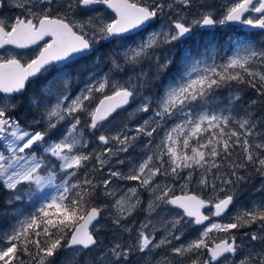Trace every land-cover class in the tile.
Instances as JSON below:
<instances>
[{
  "label": "snow or ice",
  "instance_id": "obj_1",
  "mask_svg": "<svg viewBox=\"0 0 264 264\" xmlns=\"http://www.w3.org/2000/svg\"><path fill=\"white\" fill-rule=\"evenodd\" d=\"M9 3L21 12L12 18L0 17V49L38 51L26 62H22V53L0 55V188L10 193L7 204L27 201L34 210L0 211L5 217L15 216L8 227L0 229V264H25L22 255L36 264H54L50 258L61 250L78 255L81 250L101 247L89 229L94 221L99 223L108 207L97 203L98 194L113 201V223L131 234L133 228L122 222L141 204L140 194L137 187L123 191L117 181L138 182L150 193L148 216L129 242L116 240L102 251L99 264H126L137 251L151 253L171 246L181 240L188 225L203 226V230L187 244L169 248L181 264H264V201L237 213L228 223L212 222V217L223 216L233 204L235 194L230 186L245 179L240 170L251 167L264 176V131L257 128L264 121L250 113L233 115L231 106L240 100L235 93L227 99L228 114L224 109L209 111L210 104L220 102L216 91L233 84H247L264 96V71L256 70L257 66L264 68V44L257 47L246 38L222 63L196 59L184 47L197 28L239 23L264 30V0H230L218 14L208 9L191 19L186 13L195 0ZM4 6L5 0H0V8ZM102 44L117 46L106 58L109 70L90 71L84 86L72 92V66L90 57L94 65L100 64ZM177 45L181 46L179 59ZM161 49L167 50L157 54ZM145 61L154 65L155 79L175 68L167 82L159 85L162 92L155 98L143 91L149 83V73L140 67ZM127 69L133 74L126 80L113 78L114 73ZM41 77L39 95L33 92L27 106L37 111L43 107V111L40 119L24 127L12 114L20 107L18 98L25 95L27 85ZM132 104L136 107L130 117L151 113L135 128V135L125 131L127 124L113 131L104 128L113 113ZM173 118L179 122L165 130ZM42 122L44 126L35 130ZM158 130H163L160 142L138 163H131L127 173L108 167L103 179H95L110 165L112 156L128 152L139 137L151 138ZM89 136L105 147L84 151L91 143ZM225 161L228 172L221 171ZM116 163L122 165L125 160ZM181 173L186 174L182 177ZM157 176L171 177L173 182L184 179L183 187L196 179L214 193L224 192L225 187L229 190L222 198L204 199L187 192L174 195V183H160ZM217 180L223 187L218 188ZM209 207L214 211L206 215L202 210ZM153 213L164 228L159 238ZM252 225H257L255 231L242 233L246 239H238L232 231ZM213 232L229 235L217 241L210 239ZM157 264L173 261L164 257Z\"/></svg>",
  "mask_w": 264,
  "mask_h": 264
},
{
  "label": "flooded vegetation",
  "instance_id": "obj_2",
  "mask_svg": "<svg viewBox=\"0 0 264 264\" xmlns=\"http://www.w3.org/2000/svg\"><path fill=\"white\" fill-rule=\"evenodd\" d=\"M230 2V0H195V6L188 9L190 10L193 15L196 13H201L205 10L211 9L219 13L221 10V6L225 3ZM21 10L15 7H12L9 3V0H5V6L3 8H0V17H8L12 18L18 14H20ZM110 12V10H109ZM112 14V13H111ZM114 15V14H112ZM255 15V14H253ZM245 25L232 23L227 26H216L214 28H197L195 30V35L192 39L185 42L184 47H187L191 50L193 56L196 59H215L216 63H222L227 56H229L230 52L234 51L235 48H238L240 45V42L244 41L246 38H250L251 42L256 45L257 47L261 46V44H264V30L253 28V29H245ZM146 35V33H144ZM180 45H177V53L176 58L179 59L180 57ZM117 48L115 44H102L99 47V54L101 55V63L98 65H94L92 63V58H87L85 60H81L78 63L74 64L71 68V71L73 72V79L71 84L72 92L78 91L80 88H82L85 84L87 75L90 71L93 70H102L103 72H107L110 68V62L107 61V56L109 53ZM167 49H161L157 54L162 55ZM38 51L37 48L33 49H27V50H21V49H14L12 47L0 49V55L3 56H10L16 53H22V62L28 61L30 58H34L36 52ZM140 67L143 68L144 71L149 73L148 80H150V83L146 85L144 90L148 95L157 96V94H161L162 89L159 87L161 83H163L165 80L162 79L163 75H172L175 71V68L173 67L168 73L162 74L159 79H155L156 70L154 65L149 64L147 61L143 63ZM140 67H137V69L140 71ZM85 69L88 70L85 76H83V73ZM257 71H264V68L257 66ZM120 73H125L126 75H131V70L127 69L124 72H116L113 74L114 79H121L118 77ZM126 80V79H125ZM44 81V78L41 77L40 79H33L32 83H29L26 88L25 95L23 97H19L20 107L17 109L15 113L12 115L16 118H19L21 125L28 127L29 124L33 119H40V114L43 111V107H41L40 111H37L36 109H30L27 106L28 97L32 95L33 92H36L39 95V89L41 88V85ZM99 96V94H97ZM54 102V101H53ZM98 102V101H95ZM94 102V103H95ZM135 104H132L131 107H133ZM130 107V108H131ZM143 113H140L139 116H142ZM118 118V115H114L111 119L106 121L104 123L105 125H109L113 122H115ZM43 122L41 125L37 126L35 130H40L43 127ZM87 131V130H86ZM99 133H97L98 135ZM53 135H58V132H54ZM89 139L91 140V143L89 144V147L87 149H84V151H92L93 149L100 151L105 146L99 144L98 141L95 140L94 137L89 136ZM113 147H116V145H112ZM146 154H150L147 149H142V152H140V147L133 148L130 147L128 152L119 153L118 156H112L111 157V163L110 165L106 166L103 172L97 173L95 176V179L99 181L100 179H103L107 175V169L108 167L112 168H122V170L128 168L131 163L133 162H139L142 158L146 156ZM134 156V157H133ZM133 157V158H132ZM54 159V158H53ZM118 159L125 160V163L120 165L117 164L116 161ZM166 159V158H165ZM120 170V169H119ZM123 172V171H122ZM128 172V171H127ZM125 171V173H127ZM186 173H181V176L183 177ZM196 177V174H194ZM157 181L160 183H164L166 181L167 183H174V189L173 194H185V192L192 193L194 192V189L196 187V179L193 180V182L188 183L186 187H183L185 185V180L180 179L175 182L172 181L171 177H164V176H157ZM126 186L128 187H137L138 191H140L143 196L141 199V204L137 207V210L127 219V223L129 224L131 221L138 222L142 219L144 215H146L145 205L148 204L149 200L151 199L150 193L146 191L143 188H140L138 186V182L135 181H124ZM181 185V188H180ZM247 186V192L244 194V200L245 202L247 199H254L257 203H260L264 201V176L259 175L257 172H254L250 175V178L248 179V182L246 183ZM54 194V190H50ZM195 193V192H194ZM221 191L218 192V194L214 197H223ZM98 200L97 203L100 204L104 202L107 198L100 197L98 194ZM105 210V209H104ZM214 211V209H211L208 211V214L210 215V212ZM227 214H225L222 217H212V222H217L220 219H223L226 217ZM103 216V212L101 214V217ZM100 217V218H101ZM209 223V222H208ZM133 228V224L131 226ZM257 228V227H256ZM256 228L251 229L252 231H255ZM249 231H240V237L238 239H246L245 237H242V233L244 232H251ZM124 232V231H123ZM135 231L131 234L125 232V242L127 243L130 241V236H135ZM164 234V231L159 230L157 232V237L159 238L161 235ZM98 236V235H97ZM227 237L226 233L223 232H213L210 234V239H215L219 241L220 239H224ZM260 245H257L259 247ZM170 247H175V244L173 243L171 246L162 247L159 249H156L155 251L151 253H146V255L143 257L142 253L135 252L129 256L131 263L134 264H157L158 261H161L164 257H167L168 260L173 261V264H179L178 260H180L179 257H176L174 254H172L169 251ZM63 254H66L65 252H60L58 254V259L63 256ZM237 258H240L238 255Z\"/></svg>",
  "mask_w": 264,
  "mask_h": 264
},
{
  "label": "rangeland",
  "instance_id": "obj_3",
  "mask_svg": "<svg viewBox=\"0 0 264 264\" xmlns=\"http://www.w3.org/2000/svg\"><path fill=\"white\" fill-rule=\"evenodd\" d=\"M109 14H111V13L109 12ZM186 14L188 15L189 19L192 18L193 13L190 10H187ZM196 14H198V13H196ZM235 50H237V48H235L234 51ZM234 51L230 52L229 56L234 54ZM207 62L211 63L212 60L207 59ZM136 70H138V69H136ZM128 76L129 75H126L125 78H122L119 76L118 77L125 80L128 78ZM168 76H170V75H167V74L163 75L162 79L165 80L163 83L167 82ZM143 91H144L145 95H148V93H146L145 90H143ZM157 95H159V94H157ZM135 107H136V105L129 108L127 110V114L129 115V113H131ZM209 111H214V110L209 107ZM150 115H151V113H143V115L139 117L138 121H133L131 124L125 123V121L122 120V117L117 118V120L115 122H113L109 125H105L106 127H104V128L109 130V131H113V130H118L121 125L127 124L128 128L125 129V131H128L129 135H135V128L139 124H141L143 122V120L147 119ZM174 122H179V121L176 120L175 118H173L172 120H169L167 122V124L165 125V130L168 127H170ZM162 137H163V130H158V132L154 133L153 137H151V138L147 137V136L139 137L136 140V142L132 145V147L133 148L140 147V152H142V149H147V151H149L150 149L155 148V145L160 142ZM149 140L152 141V144H147V142ZM146 144H147V147H145ZM116 147H118V145H116ZM119 169H120V171H123V172L126 171L127 172L129 170V167L124 169V170H122V168H119ZM197 176H199V174ZM116 183L119 185L120 189H122L123 191H126L127 188H129L128 186H126L124 181H117ZM164 183H167V182L164 181ZM180 188H181V185H180ZM182 188H183V186H182ZM50 190L51 189H46V191H49V192H50ZM123 191H121L119 193V195H123ZM138 192L140 194V200H141L143 194L140 191H138ZM218 192H219V190L214 193L210 189L209 198H214L218 194ZM192 193H194V192H192ZM209 198H207V199H209ZM112 203H113V201L109 200V199H106L104 202L100 203L103 205H108V207H106L105 210L103 211V216L101 218H99V223L97 224L96 222H94L93 225H95V228H93V225H92V231H94L95 235L99 236V237H97V240L100 242L101 247H93L90 249L81 250L78 255L76 253L72 252L71 250H69L68 252L63 251L66 254H63V256L60 257V259H55L54 264H99V260H98L99 256L101 255L102 251L107 250V247L110 246L111 243L115 242L116 240H119V242H121V243L125 242V238H126L125 236L126 235H125V232H123L122 227L117 226L113 223L115 210L111 208ZM254 203H257L254 199H247V201H246V203H244V205L249 206L251 208ZM14 204L15 205L12 206L10 209L11 213L17 208H23L26 213L34 210L33 204L30 202H27V201L16 202ZM35 206L38 207L39 203L37 202ZM144 208H145V210H143V211L146 212V215H144L142 217V219L139 220L137 223L134 221H131L128 224L127 220H124L122 223L125 225H128L129 227H131L133 224V230L135 231V229L139 227V224L141 222L145 221V218L148 216V211H147L148 204L145 205ZM242 211H243V203L238 202V203L234 204V200H233V204L231 205L226 217L218 220L217 223H228V222H230V220H232V218H234L237 215V213L242 212ZM164 215H167V214H164ZM151 219L156 223L157 227L160 230L164 231V228L160 226V223H159L160 217L159 216H157L155 213H153ZM10 220L14 221L15 216L10 218ZM202 230H203V227H200V226H196V225L186 226L183 229L184 235L181 237V240L173 241V243L175 244V247L179 246L181 243L187 244L190 240L195 239L200 234V232ZM177 234H179V233H177ZM146 253H148V252L142 253V256L144 257L146 255ZM237 259H239V258H237ZM178 262H179V264H181V260H178ZM126 264H134V263H131L130 258H128V261L126 262ZM184 264H188V262L185 261Z\"/></svg>",
  "mask_w": 264,
  "mask_h": 264
},
{
  "label": "trees",
  "instance_id": "obj_4",
  "mask_svg": "<svg viewBox=\"0 0 264 264\" xmlns=\"http://www.w3.org/2000/svg\"><path fill=\"white\" fill-rule=\"evenodd\" d=\"M136 71L138 72V70H136ZM87 72H88V70L85 69L83 76H85ZM131 73H132V71H131ZM118 76L125 78V73H120V75H118ZM149 83H150V80H149ZM234 93L238 94L240 96V100L235 102L231 106V112L233 115H236L238 117L240 115H243L244 113H250L254 119L264 121V96L258 95L256 90L252 89L247 84H243V85L233 84L229 87H223V88L218 89L215 93V96L219 98L220 102H219V104L212 103L209 105V107L212 108L214 111H219L221 109H224L225 114H228L226 102H227V99L230 96H232V94H234ZM253 100L256 101L255 104L251 103ZM117 115H118V118L122 117V120H124L125 123H128V124H131L133 121H138V119L140 117L139 113L130 117L127 114V110L122 111ZM24 126H26V125L24 124ZM257 128L259 131H264V125L258 124ZM236 152L239 153L240 149L237 148ZM233 159H235V156L233 157ZM217 162L219 163L220 161L218 160ZM221 171L222 172H228L229 171L226 161L224 162V167H222ZM254 172H256V171L251 167H249L247 170H240V175L244 176L245 179L243 181H240V182L230 186L231 191L235 194L234 195V204H236L238 202L243 203V211L246 208H250L249 206L244 205V203H246L244 200V197H245L244 194H246V192L248 190L246 183L248 182L250 175L253 174ZM198 174H199V172L196 173V178H198V176H197ZM233 179L235 180L234 177H233ZM215 182L218 185V188L223 187L220 184L219 180H217ZM228 190H229V188L225 187V191L222 192V194L225 195L228 192ZM194 192L196 194L204 197L205 199H207V198H209L210 189H205V188L201 187L196 181V187L194 189ZM9 196H10V193L7 190L0 188V211L7 208L9 210V212L11 213L10 209L15 204L14 203L10 204V205L7 204V200L9 199ZM12 217H14V215H12V214H9L6 217L3 215H0V229L8 227L9 222L11 221L10 218H12ZM256 227H257V225H252L251 228H241L239 230V232H236V230H232V231L239 238L240 237V231H249V230L256 228ZM228 235L229 234H227V236ZM97 237H99V236H97ZM60 252H63V250H61ZM58 254L55 257L50 258V259H52L53 261L55 259H58L57 258ZM22 259L25 261V264H36V262L34 260H31L30 257L27 255H22Z\"/></svg>",
  "mask_w": 264,
  "mask_h": 264
},
{
  "label": "water",
  "instance_id": "obj_5",
  "mask_svg": "<svg viewBox=\"0 0 264 264\" xmlns=\"http://www.w3.org/2000/svg\"><path fill=\"white\" fill-rule=\"evenodd\" d=\"M237 24H239V23H237ZM244 28H245V29H250V30L253 29V28H250V27H248V26H245ZM203 29H205V28H203ZM9 47H11V46H8V47H6V48H9ZM128 107H129V106H125V109L128 108ZM121 110H124V109H118L115 113H117V112H119V111H121ZM115 113H113L112 116H113ZM112 116H110L109 119H110ZM109 119H108V120H109ZM191 194H194V193H191ZM180 195H184V194H180ZM196 195H197V194H196ZM201 198H202V197H201ZM230 207H231V205H230ZM230 207H229V209H230ZM209 208H211V207H209ZM209 208H208V209H209ZM229 209H228V210H229ZM206 210H207V209H203L202 211H203L206 215H208V214L206 213ZM228 210H227V211H228ZM227 211H226V212H227ZM94 222H95V221H94ZM94 222H93V224H94ZM207 223H208V221L205 222V224H207ZM91 227H92V225L89 226V229H90V230H91Z\"/></svg>",
  "mask_w": 264,
  "mask_h": 264
},
{
  "label": "bare ground",
  "instance_id": "obj_6",
  "mask_svg": "<svg viewBox=\"0 0 264 264\" xmlns=\"http://www.w3.org/2000/svg\"><path fill=\"white\" fill-rule=\"evenodd\" d=\"M130 107H131V106H129L128 108H126V109H124V110H121V111L115 113L114 115H117V114H119V113L122 112V111L128 110ZM114 115H113V116H114ZM113 116H112V117H113ZM112 117H111V118H112ZM111 118H110V119H111ZM189 194H191V193H189ZM194 194H195V193H194ZM178 195H180V194H178ZM228 211H229V210H228ZM228 211H227L225 214H227ZM225 214H224V215H225ZM224 215H223V216H224ZM221 217H222V216H221ZM196 226H197V225H196ZM91 230H92V227H91ZM251 231H252V230H251ZM95 238L97 239V235H95Z\"/></svg>",
  "mask_w": 264,
  "mask_h": 264
}]
</instances>
